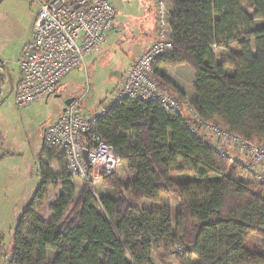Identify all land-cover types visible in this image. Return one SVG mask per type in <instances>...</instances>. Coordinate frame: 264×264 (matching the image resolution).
Returning <instances> with one entry per match:
<instances>
[{
    "label": "trees",
    "instance_id": "1",
    "mask_svg": "<svg viewBox=\"0 0 264 264\" xmlns=\"http://www.w3.org/2000/svg\"><path fill=\"white\" fill-rule=\"evenodd\" d=\"M161 1L174 10L173 49L157 66L187 64L196 94L188 105L199 118L264 145V0ZM244 5L254 12L252 18ZM254 19L263 25L255 26ZM240 36L248 38L237 43L241 54L216 64L211 46ZM153 78L159 89L186 103L157 70ZM6 81L0 64V92ZM190 122L168 115L155 102L123 101L111 108L93 131L128 162L132 179L124 184L116 172H100L115 198L98 202L85 184L76 197L62 152L43 144L39 185L13 231L11 264H153L154 250L176 254V248L182 250L178 264H264V187L239 180L238 167L204 146L188 129ZM51 164L59 167L61 192L50 209L52 220L43 223L38 212L58 186ZM162 197L178 203L173 212L157 205ZM140 200L152 205L132 206ZM251 235L263 240L257 251L246 245Z\"/></svg>",
    "mask_w": 264,
    "mask_h": 264
},
{
    "label": "rangeland",
    "instance_id": "2",
    "mask_svg": "<svg viewBox=\"0 0 264 264\" xmlns=\"http://www.w3.org/2000/svg\"><path fill=\"white\" fill-rule=\"evenodd\" d=\"M109 1L116 11L113 20L114 30L108 35L104 45L85 57L84 65L72 70L61 80L55 94L19 108L15 105L14 93L1 101L9 92L8 80L0 92V156H4L0 159V264H6L7 257L10 256L8 253L12 248L11 239L17 221L25 209V204L30 202L39 185L38 156L42 149L45 128L64 108L63 103L67 99L78 102L81 115L96 114L105 104L114 100V93L122 84L123 71L129 67L135 54L146 47L156 29L158 0ZM165 6L164 22L171 35L169 22L174 10L168 4ZM242 8L249 17H253L254 12L246 5ZM36 12L37 7L33 0H3L0 3V60L5 62L13 84L18 76L17 62L21 57V48L32 36ZM253 23L255 26L263 25L260 19H254ZM242 40L246 41L248 38L240 36L230 43L219 40L217 46H211L215 63L223 62L230 55H240L237 43ZM251 43L252 52L256 54L253 41ZM184 65L187 68L175 71L174 76L192 89L191 82L195 74L187 64ZM183 69H189L190 75ZM225 72L232 74L233 70L227 68ZM232 155L238 156V153L234 150ZM50 167L58 186L50 189L45 205L38 212L37 217L43 223L52 220L53 214L50 209L61 192L59 167L57 165ZM116 174L124 184L131 180L128 162L121 160ZM237 178L244 183L252 182L239 171ZM72 185L77 197L83 183L73 178ZM92 190L97 202L101 198H115L114 191L101 179L94 184ZM151 205L152 203L146 200L132 202V206L136 208ZM157 205L167 206L173 212L178 203L172 198L162 197ZM95 209L100 211L98 205H95ZM27 239H31L30 232ZM261 243L262 238L251 235L246 245L250 250L257 251ZM177 255L175 252L154 250L151 258L153 264H178ZM52 256V252H49V259H52Z\"/></svg>",
    "mask_w": 264,
    "mask_h": 264
},
{
    "label": "built area",
    "instance_id": "3",
    "mask_svg": "<svg viewBox=\"0 0 264 264\" xmlns=\"http://www.w3.org/2000/svg\"><path fill=\"white\" fill-rule=\"evenodd\" d=\"M33 3L37 12L32 38L21 48L12 92L19 108L55 94L61 80L84 65L85 57L105 44L113 31L116 13L109 0H33ZM165 7V3L158 0L156 41L137 56L123 74L114 100L92 115H81L78 102L74 101L45 128L44 146L59 149L67 173L93 189L100 172H116L121 164L113 148L93 131L95 123L120 102H155L168 115L180 119L188 117L191 121L188 129L204 146L264 187V145L250 144L226 129L202 121L188 103L182 105L158 88L153 73L158 61L173 49L164 22ZM231 150L238 156L233 157ZM83 151L87 152L89 166L83 160ZM176 252L182 254L180 248H176ZM6 264H11L10 257Z\"/></svg>",
    "mask_w": 264,
    "mask_h": 264
},
{
    "label": "crops",
    "instance_id": "4",
    "mask_svg": "<svg viewBox=\"0 0 264 264\" xmlns=\"http://www.w3.org/2000/svg\"><path fill=\"white\" fill-rule=\"evenodd\" d=\"M156 27H157V25H156ZM31 38H32V36H31ZM31 38L28 40V41H26L25 43H27V42H29L30 40H31ZM156 39V29H155V31H154V33H153V36H152V38L148 41V43H147V45H146V47L143 49V50H140V51H138L136 54H135V56H134V58H133V60L130 62V64H129V67L131 66V64L133 63V61H134V59L137 57V56H139L140 54H142L143 52H145L148 48H149V46L154 42V40ZM20 59V58H19ZM19 61V60H18ZM4 64H5V62H3ZM18 63V62H17ZM129 67L128 68H126L123 72L125 73L128 69H129ZM183 67H185V68H187L186 67V65H184V64H181V65H176V66H169V65H158L157 67H156V70H157V72H158V74L161 76V77H163L165 80H167L168 82H170L171 84H173L182 94H184L185 95V97H186V103L187 102H191V101H194L195 100V98H196V94H195V92H194V84H195V75H194V79L192 80V82H191V84H192V89L191 88H189V85H187L188 87H186V85L184 84V81H182V80H180V79H178L176 76H174L175 74V71L176 72H178L181 68H183ZM17 68H18V64H17ZM183 70H186V73H188L189 75H190V73H189V69H183ZM194 74V73H193ZM62 110H63V108H62ZM62 110L60 111V113L57 115V117L55 118V119H53L52 120V122L53 121H55L57 118H58V116L62 113ZM42 141H43V137H42ZM42 145H43V142H42ZM231 154H233V151L231 150V151H229ZM10 154V153H9ZM1 155V154H0ZM1 157V156H0ZM42 161H43V159H42ZM53 165H56V164H51L50 166H53ZM50 168H52V167H50ZM51 170V169H50ZM52 171V170H51ZM38 177V179H39V176H37ZM38 183H39V181H38ZM34 194V193H33ZM33 197V196H32ZM32 199V198H31ZM31 201V200H30ZM30 203V202H29ZM28 204V203H27ZM27 204H25V205H27Z\"/></svg>",
    "mask_w": 264,
    "mask_h": 264
},
{
    "label": "water",
    "instance_id": "5",
    "mask_svg": "<svg viewBox=\"0 0 264 264\" xmlns=\"http://www.w3.org/2000/svg\"><path fill=\"white\" fill-rule=\"evenodd\" d=\"M2 1L3 0H0V3ZM0 64L2 66H4V68H5L6 72H7V80H8V86H9V92L1 99V101H3L7 96H9L13 92L14 84H13V81L11 80V78L9 76V73H8V70H7L6 66H5V64L1 60H0ZM73 102H74V99H67V100H65L64 103H63L64 104V108H63L62 112H64L65 111V108L67 106H69ZM83 160H84L85 164L87 166H89V162H88V159H87V152L86 151H83Z\"/></svg>",
    "mask_w": 264,
    "mask_h": 264
},
{
    "label": "bare ground",
    "instance_id": "6",
    "mask_svg": "<svg viewBox=\"0 0 264 264\" xmlns=\"http://www.w3.org/2000/svg\"><path fill=\"white\" fill-rule=\"evenodd\" d=\"M158 2V1H157ZM114 6V5H113ZM114 30V29H113Z\"/></svg>",
    "mask_w": 264,
    "mask_h": 264
}]
</instances>
